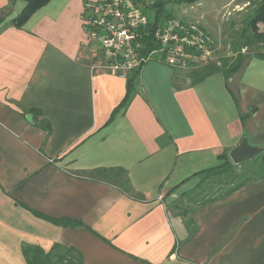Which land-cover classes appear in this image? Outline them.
Returning <instances> with one entry per match:
<instances>
[{"label":"crops","instance_id":"1","mask_svg":"<svg viewBox=\"0 0 264 264\" xmlns=\"http://www.w3.org/2000/svg\"><path fill=\"white\" fill-rule=\"evenodd\" d=\"M86 1L50 0L16 27L17 0L0 25V264H28L24 246L55 244L84 264H264V176L196 206L187 227L167 207L222 154L232 162L240 142L264 145V59L201 80L148 60L116 109L126 77L92 67ZM252 1L225 0L212 16ZM62 219L80 224L53 222Z\"/></svg>","mask_w":264,"mask_h":264},{"label":"built area","instance_id":"2","mask_svg":"<svg viewBox=\"0 0 264 264\" xmlns=\"http://www.w3.org/2000/svg\"><path fill=\"white\" fill-rule=\"evenodd\" d=\"M82 23L93 47L92 67L123 77L151 58L176 68L197 67L215 59L218 50L201 26L175 18L151 33L157 46L148 48V17L136 0L86 1Z\"/></svg>","mask_w":264,"mask_h":264},{"label":"trees","instance_id":"3","mask_svg":"<svg viewBox=\"0 0 264 264\" xmlns=\"http://www.w3.org/2000/svg\"><path fill=\"white\" fill-rule=\"evenodd\" d=\"M16 1L17 0H8V5L0 11V25L6 20L8 15L11 13V7ZM21 1L24 2L23 8L14 18L9 21L10 24H13L16 27H21L36 10L47 4L50 0ZM198 1L199 0H154L152 3H147L145 0H136V2L142 7L143 12L146 13L148 17V34L146 35L148 48L157 46L155 39L151 37V33L158 26H162L168 19L175 18L174 13L168 7V4H193ZM252 3L254 4V9L252 10L251 14L246 17L244 24H242L241 28L237 31L236 39L233 40L231 43V48L233 52H235V55L232 58L223 57L220 59V63L217 64L218 54L216 53L215 59L210 60L204 63L203 65L192 67V71L190 73L191 77H193L195 80H201L212 73L218 72L222 74L225 78H227L230 74L239 70L246 59L252 57L264 59V31H261L258 27L259 23H264V0H253ZM252 47H255V50L253 52L249 50ZM242 48H246L248 51L241 52ZM140 69L141 68L132 70L126 76L125 95L122 101L116 107V109L124 107L130 102L134 92V80L135 77L138 75ZM254 111L255 107L250 108L247 113L241 117V120H245V118L250 116ZM49 128L50 125L46 123L45 129L49 131ZM220 159H222V164L220 163L221 166L225 165L228 166V169L236 170L234 169L235 165L229 160L228 155L226 153L222 154L220 156ZM220 165L214 168H219ZM214 168H210L202 172L210 174ZM98 170L99 172L116 171L118 175L122 177L125 176V172L121 168H103ZM207 174L205 176V179L207 178ZM123 182L125 185L128 184L127 179H125ZM244 182L245 181H239L234 186L229 187L223 192H219L216 197L213 198H220L227 195L229 192L240 187ZM197 187H199V185L194 187L193 190H190L184 194L192 195V192H194L195 188L197 189ZM213 198L211 197L207 198L206 200H202L198 203L197 206H200L205 202L211 201ZM53 222L65 223L71 226L80 224V222L68 221L66 219L56 221L53 220ZM192 223V218H189L188 222L185 221L186 227L187 225ZM190 233L192 234L193 231ZM23 254L28 264H84L82 256L78 251H76L73 247L64 246L61 244H55L49 251H44L38 246L26 245L23 247Z\"/></svg>","mask_w":264,"mask_h":264},{"label":"rangeland","instance_id":"4","mask_svg":"<svg viewBox=\"0 0 264 264\" xmlns=\"http://www.w3.org/2000/svg\"><path fill=\"white\" fill-rule=\"evenodd\" d=\"M147 3H152L154 0H145ZM203 2L194 6V8H189L188 4L185 3H173L168 4V7L174 13L175 19L185 21V17L195 16L196 14L199 16L204 15V20L197 21L199 26H201L207 34H209L212 39L217 44V58L218 63H220V59L223 57L232 58L235 55L231 48V43L237 37V31L241 28L242 24L248 15L251 14L254 9L252 6L247 5L246 8L241 11L234 10L235 7H231L228 9V5H225L221 8V11L217 12L218 17L212 16L215 14L214 8L220 7L225 0H202ZM206 4L205 7L213 10L214 12L209 15L207 12H203V5ZM210 6V7H209ZM195 7L200 10L196 12ZM226 7V8H225ZM247 9V10H245ZM234 10V11H233ZM192 18V17H190ZM193 20V19H192ZM197 20V19H196ZM195 23V22H193ZM197 24V23H196ZM259 27V24H258ZM261 31L262 28L259 27ZM95 48V47H94ZM252 52L255 50V47H252ZM248 51L246 48H242L241 52ZM150 60H157L156 58H151ZM158 61V60H157ZM179 68V67H178ZM200 68V67H199ZM180 73L184 79H194L190 76L192 71V67H184L179 68ZM262 151L256 154L253 158L243 161L239 164H234L236 170L228 169V166H221V160L216 164L220 165L219 168H214L210 174L206 172H198L195 174L193 182L187 184V186L176 187L172 193L174 196L167 197V207L170 215L180 216L184 219V222H188V218L193 209L198 205L202 200H206L207 198L216 197L219 192H223L229 187L234 186L239 181L249 182L252 180L260 179L264 176V145L261 147ZM219 164V165H218ZM222 164V163H221ZM215 165V166H216ZM216 166V167H217ZM222 169V171H221ZM207 174V178L205 176ZM197 186L195 191L192 192V195L184 194L188 192L190 186ZM169 193V192H168Z\"/></svg>","mask_w":264,"mask_h":264},{"label":"water","instance_id":"5","mask_svg":"<svg viewBox=\"0 0 264 264\" xmlns=\"http://www.w3.org/2000/svg\"><path fill=\"white\" fill-rule=\"evenodd\" d=\"M26 118L28 120H31L32 116L27 115ZM261 151V147H258L256 145H250L246 141H242L229 152V157L233 163L239 164L243 161L253 158L256 154L260 153Z\"/></svg>","mask_w":264,"mask_h":264}]
</instances>
